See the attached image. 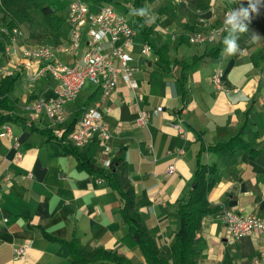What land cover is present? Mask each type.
Returning a JSON list of instances; mask_svg holds the SVG:
<instances>
[{"label": "crops", "instance_id": "crops-1", "mask_svg": "<svg viewBox=\"0 0 264 264\" xmlns=\"http://www.w3.org/2000/svg\"><path fill=\"white\" fill-rule=\"evenodd\" d=\"M203 2L200 8L194 0L187 5L146 0V14L139 17L131 13V0L121 3L123 12L113 9L134 27L129 54L136 87L119 77L105 95L85 81L64 103L62 124L73 127L86 108L97 105L111 134L106 147L97 139L77 147L66 134L54 135L58 125L44 113L32 115L31 104L53 98L60 81L49 74L34 77L42 61L22 57L23 48L43 42L26 40L21 31L13 41L0 26V39L10 47L7 53L3 45L0 53V78L16 77L11 109H0L8 116L0 124V264H67L65 242L75 239L87 251L102 247L146 264L128 238L121 187L96 173L110 172L104 162L113 159H119L113 177L127 182L142 223L162 253L168 254L179 228L176 202L187 197L198 165L204 164L212 171L214 185L207 200L214 210L203 217L196 233V264H221L225 254L233 264H264V237L230 241L221 217L226 209L264 219V6L251 14L248 31L239 34L240 51L227 55L225 13L241 4L247 7V0ZM103 6L108 5L88 4L90 12ZM66 23L67 33L59 32L44 45L62 63L82 64L87 26L80 37L82 53L73 55L71 25ZM212 31L215 36L209 39ZM193 35L202 40L190 41ZM121 42L122 37L108 42L103 51ZM144 43L150 47L146 57L141 54ZM216 72L220 89L212 82ZM159 106L162 110L154 114ZM141 110L149 112L143 126L135 122ZM177 117L184 121L183 135L170 125ZM4 126L9 135H1ZM76 154L90 159L95 170L81 168ZM20 246L25 249L15 257Z\"/></svg>", "mask_w": 264, "mask_h": 264}, {"label": "built area", "instance_id": "built-area-1", "mask_svg": "<svg viewBox=\"0 0 264 264\" xmlns=\"http://www.w3.org/2000/svg\"><path fill=\"white\" fill-rule=\"evenodd\" d=\"M174 3L187 5L189 0H171ZM67 20L71 25L70 30V47L73 55H76L80 46V37L84 26H87L88 49L83 55L82 64L68 66L59 61L53 54L48 45L40 44L31 48H23L22 57L24 60L34 59L42 61V65L34 73V77H40L49 74L59 79L60 84L56 94L50 99H38L31 104L30 111L34 117L44 113L51 124L58 125L54 135L61 138L67 135L70 141L77 147H82L92 139H97L104 147L111 137L109 129L102 118V113L98 110L97 105L86 108L79 119L75 122L72 129L66 132L62 124L64 121L63 105L66 101L72 100L77 94L79 88L85 81H90L100 87L103 94H109L115 87L119 77L126 82L131 88L136 87L133 79L134 66L131 61L129 51L133 46L135 31L126 18L119 16L109 6H103L96 12H90L88 4L82 0H71L67 9ZM11 40L21 34L17 27L5 30ZM215 31H212L208 37L212 39ZM122 37L119 45L111 46L110 50L104 52L106 43L115 41ZM190 41L202 40L200 35H193ZM10 47L4 45V50L8 53ZM150 47L147 43L142 44L141 54L148 56ZM7 73V72H6ZM212 82L217 89L222 88L220 73L216 72L212 77ZM162 110L159 106L153 110L156 114ZM149 119V112L141 110L136 118V124L139 126L146 125ZM171 127L180 135H183L185 127L182 118L177 117L170 123ZM4 133L9 135V129L4 126ZM110 161L106 160L104 166L108 167ZM173 168L170 166L168 172ZM2 187L0 185V201L2 199ZM221 217L226 225L230 241H234L243 236L264 237V219L239 215L228 211L221 210ZM24 246L14 249L15 257H21Z\"/></svg>", "mask_w": 264, "mask_h": 264}, {"label": "trees", "instance_id": "trees-1", "mask_svg": "<svg viewBox=\"0 0 264 264\" xmlns=\"http://www.w3.org/2000/svg\"><path fill=\"white\" fill-rule=\"evenodd\" d=\"M71 0H0V26L6 30L12 28H26L27 30L40 19L43 33L40 34L42 44L50 41L52 37L61 32L67 19V9ZM92 3L109 5L110 3L121 4L126 1L113 0H90ZM146 0H131L132 15L139 17L138 10L142 9ZM197 7L204 8L203 0H194ZM132 28L134 29L133 25ZM40 42V41H39ZM5 44V39H0V45ZM2 58L0 56V65ZM16 77L7 76L0 78V109H11L10 93ZM8 119L5 114H0V124ZM72 127L66 129L70 131ZM81 168L93 172L94 163L87 158L76 154ZM110 161L107 167L110 172L104 173L96 170L99 176L109 182H116L124 199L121 215L128 225V238L140 249L146 264H196L199 248L197 245L196 233L200 229L203 217L214 210L207 200V195L214 182L211 178V169L207 165L199 164L195 172L194 187L189 191L187 197L176 202V214L179 220V228L176 231L173 241L169 246L168 254L162 253L156 246L153 239L147 233L139 212L135 208L133 194L124 179L119 180L113 177L112 169L115 162ZM102 174V175H101ZM68 249L67 264H135L130 259L119 255L115 250L97 248L95 251H87L75 239L65 242ZM221 264H233L232 257L225 254Z\"/></svg>", "mask_w": 264, "mask_h": 264}, {"label": "clouds", "instance_id": "clouds-1", "mask_svg": "<svg viewBox=\"0 0 264 264\" xmlns=\"http://www.w3.org/2000/svg\"><path fill=\"white\" fill-rule=\"evenodd\" d=\"M264 6V0H247V7L241 4L240 7L231 9L225 13L223 21V31H227L228 35L224 37V53L234 55L240 51L238 44L239 34L248 31V23L251 20V14L259 11ZM138 14L143 16L146 9H139Z\"/></svg>", "mask_w": 264, "mask_h": 264}, {"label": "rangeland", "instance_id": "rangeland-1", "mask_svg": "<svg viewBox=\"0 0 264 264\" xmlns=\"http://www.w3.org/2000/svg\"><path fill=\"white\" fill-rule=\"evenodd\" d=\"M84 1H85V3L87 2L89 5H92V2L90 0H83V2ZM108 6L112 9H114L116 12H119V13L124 11L123 7L125 8V6L122 7L121 4H117V3H110ZM35 22L36 23L31 27V29H29V30H27L26 28L21 29L22 36H23V38L25 37L26 40L29 39V41H31L33 39V40H37V41L42 42L40 39V37H41L40 34L43 33V28L40 24V19L37 18L35 20ZM61 30H62L61 33H64V34L67 33V31L69 30L68 24L65 23ZM78 52L80 55L82 53V49L78 48ZM0 53H3V45L2 46L0 45Z\"/></svg>", "mask_w": 264, "mask_h": 264}]
</instances>
